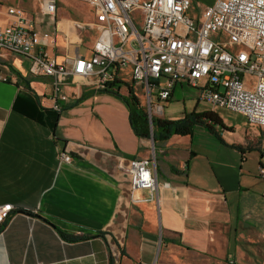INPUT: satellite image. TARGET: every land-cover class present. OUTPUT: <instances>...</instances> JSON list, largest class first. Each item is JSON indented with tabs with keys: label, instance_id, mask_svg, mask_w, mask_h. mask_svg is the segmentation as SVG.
Wrapping results in <instances>:
<instances>
[{
	"label": "crops",
	"instance_id": "crops-1",
	"mask_svg": "<svg viewBox=\"0 0 264 264\" xmlns=\"http://www.w3.org/2000/svg\"><path fill=\"white\" fill-rule=\"evenodd\" d=\"M210 1L192 5L200 12ZM55 4L49 15L41 0H0V25L12 21L6 10L15 6L37 30L57 32L51 52L58 61L87 54L96 37L89 5ZM81 11L89 22L81 23ZM29 64L0 50V74L8 78L0 80V205L9 208L0 264H108L109 256L116 264H264V128L238 143L221 108L182 82L156 115L212 112L221 139L195 125L155 146L133 133L122 101L97 91L90 78L64 76L59 87L67 100L52 109L54 79L31 74ZM152 154L155 188L132 191L125 167ZM59 231L87 238L67 241Z\"/></svg>",
	"mask_w": 264,
	"mask_h": 264
},
{
	"label": "built area",
	"instance_id": "built-area-1",
	"mask_svg": "<svg viewBox=\"0 0 264 264\" xmlns=\"http://www.w3.org/2000/svg\"><path fill=\"white\" fill-rule=\"evenodd\" d=\"M82 1L91 9L89 25L96 32L87 54L58 61L51 52L57 32L37 30L21 8L8 7L12 21L0 25V50L26 56L31 74L54 79L52 109L59 111L67 100L59 87L64 76L90 78L88 84L98 89L122 80L121 68L129 67L149 118L183 82L207 103L264 128V0H212L200 12L192 0ZM41 9L55 15V0H41ZM0 80L8 78L0 74ZM61 159L68 162L72 156L62 152ZM154 167V154L131 159L125 167L130 189L153 190ZM258 176L264 180V165ZM8 216L9 208L1 204L0 226Z\"/></svg>",
	"mask_w": 264,
	"mask_h": 264
},
{
	"label": "trees",
	"instance_id": "trees-1",
	"mask_svg": "<svg viewBox=\"0 0 264 264\" xmlns=\"http://www.w3.org/2000/svg\"><path fill=\"white\" fill-rule=\"evenodd\" d=\"M122 86L125 88V94L119 91ZM97 91L113 94L121 100L127 108L128 120L133 133L141 139H150L152 136L155 146L157 142L166 140L172 134H191L195 125L205 126L210 132L215 133L213 125L210 123H219L218 116L212 112H190L178 119L161 118L154 114L149 118L142 100L137 95L132 85L118 78L109 82L104 88H98ZM84 97L85 95L83 94L81 99ZM215 134L221 139L217 133ZM260 165L263 164L261 163ZM2 226H0V229ZM59 233L61 237L67 241H80L87 238L86 236L64 233L62 231H59ZM108 264H116L110 256Z\"/></svg>",
	"mask_w": 264,
	"mask_h": 264
},
{
	"label": "rangeland",
	"instance_id": "rangeland-1",
	"mask_svg": "<svg viewBox=\"0 0 264 264\" xmlns=\"http://www.w3.org/2000/svg\"><path fill=\"white\" fill-rule=\"evenodd\" d=\"M81 13H82V15L84 14L83 11H81ZM82 20H83V22H81V23L89 22L90 21V14L88 16H84L83 15L82 16ZM93 38H94V34H92L90 36V39L88 41H85L84 45L85 44H90L92 42ZM224 38H225V36L222 35V39H224ZM120 76H121L122 81L130 83L134 87L137 95L140 97L141 100L144 101V97L142 95V92H141L140 88H138L137 85L131 80L129 67H127L125 69L122 67L121 70H120ZM217 107L221 108V109H219V111L227 119L228 123H230V125L233 126V133H232L231 137L233 139H235V141H237L238 143H246V142H248L249 141V137H251L253 135V133L258 132L259 129H258L257 126L248 127L246 125L247 121H246V119L244 118V116L242 114L236 113L234 111H231V110L223 108V107H219V106H217ZM157 114H159V113H157ZM246 130H248L247 131L248 135L245 134ZM256 141H259V138H254L252 140V143H254ZM249 151L251 152L250 156H256V151H254V149H251Z\"/></svg>",
	"mask_w": 264,
	"mask_h": 264
},
{
	"label": "water",
	"instance_id": "water-1",
	"mask_svg": "<svg viewBox=\"0 0 264 264\" xmlns=\"http://www.w3.org/2000/svg\"><path fill=\"white\" fill-rule=\"evenodd\" d=\"M84 28H85V27H84ZM82 31H84V30H82ZM150 140H151V141H152V143H153V139H152V136H151Z\"/></svg>",
	"mask_w": 264,
	"mask_h": 264
}]
</instances>
